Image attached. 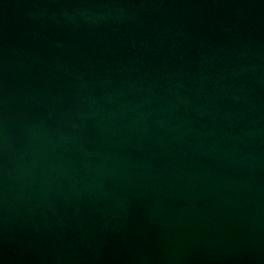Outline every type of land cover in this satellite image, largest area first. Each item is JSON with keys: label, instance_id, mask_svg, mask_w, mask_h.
Instances as JSON below:
<instances>
[{"label": "water", "instance_id": "water-1", "mask_svg": "<svg viewBox=\"0 0 264 264\" xmlns=\"http://www.w3.org/2000/svg\"><path fill=\"white\" fill-rule=\"evenodd\" d=\"M0 264H264V0H0Z\"/></svg>", "mask_w": 264, "mask_h": 264}]
</instances>
